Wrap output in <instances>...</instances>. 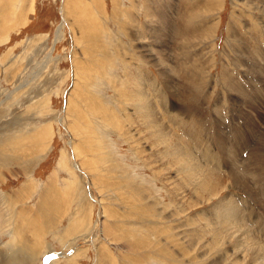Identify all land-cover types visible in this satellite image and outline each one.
Wrapping results in <instances>:
<instances>
[{"label":"rangeland","instance_id":"374dc122","mask_svg":"<svg viewBox=\"0 0 264 264\" xmlns=\"http://www.w3.org/2000/svg\"><path fill=\"white\" fill-rule=\"evenodd\" d=\"M0 163V264H264V0H0Z\"/></svg>","mask_w":264,"mask_h":264},{"label":"bare ground","instance_id":"6f19581e","mask_svg":"<svg viewBox=\"0 0 264 264\" xmlns=\"http://www.w3.org/2000/svg\"><path fill=\"white\" fill-rule=\"evenodd\" d=\"M61 30V29H60ZM56 36L57 35H59V33H58V31H57V34H55ZM144 81V80H143ZM143 83V82H142ZM234 85V84H233ZM141 87V86H140ZM144 87V86H143ZM141 94H142V92H141ZM254 96V95H253ZM256 96V95H255ZM255 99V98H254ZM254 102V101H253ZM255 120V119H254ZM147 123L150 125H153V129H154V133L156 134L157 133V138L158 139H161L162 140V138H163V134H161V132H163V130L161 131L160 130V127H159V125H157V124H159L158 123V120H156L155 119V116H150V115H147ZM251 124V123H250ZM150 125V127H152ZM156 138V139H157ZM171 149V148H170ZM182 151V150H181ZM182 153V152H181ZM174 156H175V154H174ZM182 157V156H181ZM184 157V156H183ZM186 160V159H185ZM187 161V160H186ZM184 164V163H183ZM191 164V163H190ZM188 165V164H187ZM189 166V165H188ZM187 166V167H188ZM192 166V165H191ZM0 167H3L2 166V164L0 163ZM187 167H185V168H187ZM190 169V168H189ZM196 171V170H195ZM198 171V170H197ZM191 172V171H190ZM189 172V173H190ZM194 172V171H193ZM194 173H197V172H194ZM187 174V173H186ZM188 175H190V174H188ZM195 175V174H194ZM15 195H17V194H15ZM14 195V196H15ZM14 201V200H13ZM10 202V201H9ZM8 202V203H9ZM12 202V201H11ZM10 202V203H11ZM5 204H6V202H5ZM230 204V203H229ZM233 205V204H232ZM223 206V205H222ZM224 206H226V205H224ZM219 207V206H218ZM7 208V207H6ZM230 208V207H229ZM226 209L224 212H222L221 214L223 215V220H224V223L225 222H228L229 224H233V223H237L236 221H237V219H238V217L236 216V215H233V214H237L236 212H235V210H234V208L232 209V207L230 208V209ZM221 209V208H220ZM27 210V209H26ZM236 211H237V209H236ZM27 213V212H26ZM227 215H228V218H227ZM226 216V217H225ZM230 218V219H229ZM228 219H229V221H228ZM215 222V221H214ZM29 223H30V220H29ZM228 223H227V225H228ZM28 224H26V226H27ZM221 225V224H220ZM225 225H226V223H225ZM236 225V224H235ZM25 226V225H24ZM25 226V227H26ZM240 227V226H239ZM243 227V226H242ZM28 228V227H27ZM14 233V232H13ZM14 234H16V232L14 233ZM18 234V233H17ZM245 236V235H244ZM251 236V235H250ZM14 237V236H13ZM18 237V236H17ZM241 238V237H240ZM19 240V239H18ZM18 240H14V242H13V244H11V246H10V248H11V250H14L15 249V251L17 250V249H19L18 251H20L21 252V250L23 251V252H26V253H28L29 251H30V249L28 250H26V249H24V248H21V250H20V246H18V244H20V243H22V242H20V241H18ZM20 242V243H19ZM24 245V244H23ZM22 247V246H21ZM24 247V246H23ZM25 247H28V246H25ZM28 248H30V247H28ZM1 250V249H0ZM260 248H258L257 249V253H258V255L259 254H261L260 253ZM263 251V250H262ZM11 253V252H10ZM256 253V254H257ZM15 255V252H13V253H11L10 254V256H9V258H13V256ZM162 257V256H161ZM256 257V256H255ZM8 258V257H7ZM8 258V259H9ZM31 258V257H30ZM260 258V257H259ZM14 260V259H13ZM13 260H12V262H13ZM29 260V259H28ZM15 262V261H14ZM2 264V263H1ZM5 264H6V262H5ZM10 264H12L11 262H10ZM26 264V263H25Z\"/></svg>","mask_w":264,"mask_h":264}]
</instances>
